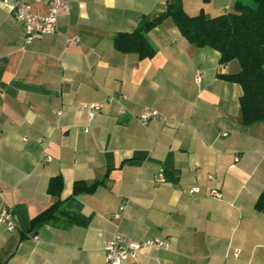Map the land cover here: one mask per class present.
<instances>
[{
    "label": "crops",
    "instance_id": "1",
    "mask_svg": "<svg viewBox=\"0 0 264 264\" xmlns=\"http://www.w3.org/2000/svg\"><path fill=\"white\" fill-rule=\"evenodd\" d=\"M177 1L64 0L57 32L26 43L0 0V212L15 224H0V264H104L117 236L168 244L123 264H264V215L254 208L264 191V122L243 126L241 87L218 78L237 62L220 65L217 51L188 43L171 19L145 34L152 58L113 45ZM180 2L208 18L255 8L253 0ZM82 103L103 108L89 121ZM147 111L157 116L143 123ZM56 176L59 197L47 193ZM98 181L73 194L76 182ZM56 201L58 221L30 231Z\"/></svg>",
    "mask_w": 264,
    "mask_h": 264
},
{
    "label": "trees",
    "instance_id": "2",
    "mask_svg": "<svg viewBox=\"0 0 264 264\" xmlns=\"http://www.w3.org/2000/svg\"><path fill=\"white\" fill-rule=\"evenodd\" d=\"M255 8L236 5L233 12L208 18L203 12L189 16L180 0L167 5L165 11L149 19L142 17L138 27L131 33H117L113 38L115 50L123 54H136L140 60L155 54L145 34L171 19L181 36L197 48H210L218 52V63L226 65L236 61L238 71L234 74H219L218 78L238 84L242 95L239 98L240 122L243 126L264 122V0H253ZM102 182L87 184L76 182L73 194L93 192ZM63 181L53 177L47 185V193L59 197ZM62 202L56 201L30 221V231L40 224L58 221ZM255 211L264 215V191L258 196Z\"/></svg>",
    "mask_w": 264,
    "mask_h": 264
},
{
    "label": "built area",
    "instance_id": "3",
    "mask_svg": "<svg viewBox=\"0 0 264 264\" xmlns=\"http://www.w3.org/2000/svg\"><path fill=\"white\" fill-rule=\"evenodd\" d=\"M3 3L11 8L13 17L22 26L26 43H31L36 37L55 34L57 32L59 12L68 11L64 0H3ZM34 6H42L44 12H35L33 10ZM196 80H199L198 75ZM102 108V103H82L78 106V110L85 112L89 121ZM156 116L157 112L147 111L140 116V121L146 123ZM47 160L49 161L50 157ZM155 181L161 183L164 182V178L159 174L155 178ZM190 192L197 194L199 193V189L192 188ZM209 196L214 199H222V194L216 189H211ZM115 218H120V215H115ZM0 224L4 225L8 231H12L15 227L12 215L5 210L0 212ZM167 246V242L159 238L149 239L143 242H129L124 237L117 236L108 241L104 246V264H123L135 261L143 251L153 248L165 249ZM237 255L238 252L235 251L234 256L237 257Z\"/></svg>",
    "mask_w": 264,
    "mask_h": 264
}]
</instances>
